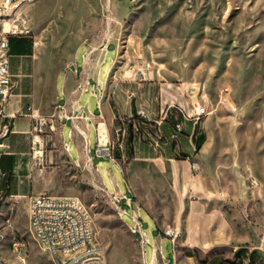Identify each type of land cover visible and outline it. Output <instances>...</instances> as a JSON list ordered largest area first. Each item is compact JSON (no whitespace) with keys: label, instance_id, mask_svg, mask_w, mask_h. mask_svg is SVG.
I'll return each mask as SVG.
<instances>
[{"label":"rangeland","instance_id":"obj_1","mask_svg":"<svg viewBox=\"0 0 264 264\" xmlns=\"http://www.w3.org/2000/svg\"><path fill=\"white\" fill-rule=\"evenodd\" d=\"M20 7L37 43L46 99L77 52L81 64L83 53H102L110 43L118 49L113 71L143 69L188 97L199 92L209 107L207 147L192 165L134 159L126 152L129 132L114 131L123 172L98 157L95 145L93 164L79 166L60 125L49 127L34 186L81 199L106 264H150L155 245L166 264H175L176 253L177 264H264V0H33ZM113 57L111 48L102 77ZM70 129L65 123V140ZM70 155L78 158L75 145ZM116 190L140 209L144 248L129 229L126 201L119 216ZM0 195V256L16 262L19 242L29 264H55L30 231L29 206ZM168 229L176 232L175 246Z\"/></svg>","mask_w":264,"mask_h":264},{"label":"crops","instance_id":"obj_2","mask_svg":"<svg viewBox=\"0 0 264 264\" xmlns=\"http://www.w3.org/2000/svg\"><path fill=\"white\" fill-rule=\"evenodd\" d=\"M36 45L30 35L14 38L11 45L10 68L17 87L6 109L8 117H0V131L6 123L11 127L0 147V183L4 177L9 178L7 199L29 206L31 198L41 194L34 183L41 179L46 134L54 124L60 125L69 158L79 166L93 164L91 147L95 145L96 151L99 139L115 145L114 131L127 132L131 126L135 136L128 152L126 145V152L132 153L134 159L192 165L201 158L208 143V118L185 121L178 110L181 105L192 103L206 105L203 95L197 96L199 92L188 97L169 81L148 79L139 72L127 71L126 65L113 71L118 49L109 43L102 53L93 56L83 53L81 64L76 63L77 52L58 73L53 83L54 93L48 100L44 95ZM111 48L114 57L102 77L101 70L109 61ZM40 121L46 122L42 133L37 130ZM65 123L71 124L67 140L63 133ZM203 135L206 140L197 151V142ZM124 144L125 140H121L117 153L120 158L125 157ZM71 145H75L78 158L71 157ZM115 193L120 194L118 190ZM154 248L159 250L157 245ZM150 264H166V261L157 254Z\"/></svg>","mask_w":264,"mask_h":264},{"label":"built area","instance_id":"obj_3","mask_svg":"<svg viewBox=\"0 0 264 264\" xmlns=\"http://www.w3.org/2000/svg\"><path fill=\"white\" fill-rule=\"evenodd\" d=\"M33 0H0V117L6 118L7 106L14 95L17 87L14 76L11 73L10 38L13 36H29L30 30L26 18L20 12V5L30 3ZM145 75V71H139ZM185 121L199 122L209 115V108L201 103L181 105L178 108ZM46 122L40 121L38 131L43 132ZM50 125V128H53ZM11 132L8 123L2 126L0 131V147L2 141ZM123 135L126 131H121ZM115 145L109 141L99 139L96 154L98 157H107L117 163L113 155ZM67 151H69L68 146ZM115 205L119 216L122 219L126 211H123L119 203L126 201V204L133 210L134 225L130 230H135L141 235L139 243L144 248L149 242L147 235L142 230L139 221L140 209L130 198L113 193ZM2 197L0 195V201ZM29 226L35 238H39L44 251L50 256L55 264H106L103 248L95 242L94 219L87 206L76 196H54L40 194L31 198L29 204ZM175 246L176 232L168 229L164 232ZM13 250L17 254V261L9 263L0 256V264H29L26 256L21 252L22 245L19 242L13 243ZM160 251L154 248V256Z\"/></svg>","mask_w":264,"mask_h":264},{"label":"trees","instance_id":"obj_4","mask_svg":"<svg viewBox=\"0 0 264 264\" xmlns=\"http://www.w3.org/2000/svg\"><path fill=\"white\" fill-rule=\"evenodd\" d=\"M24 37H25L24 35H21V36H13V37H11V38H10V45H12L14 38H24ZM12 51H13V48L11 47V52H12ZM128 132H129V133H128V139H127V143H126L127 148H128L131 144H133L134 136H135V134H134V130H133V127H132V126L129 128ZM205 140H206V136L203 135V136L201 137L200 141L197 142V145H196V147H197V151H199V150L202 148V144L205 142ZM128 150H129V148L127 149V152H128ZM128 155H130V157L134 158L132 153H130V154H128ZM8 187H9V178H5V177H4V178L2 179V181H1V183H0V191H1L2 193L5 194V191L8 190ZM254 254H256V252H253V253H252V255H254Z\"/></svg>","mask_w":264,"mask_h":264},{"label":"bare ground","instance_id":"obj_5","mask_svg":"<svg viewBox=\"0 0 264 264\" xmlns=\"http://www.w3.org/2000/svg\"><path fill=\"white\" fill-rule=\"evenodd\" d=\"M111 145H114L113 143H111ZM132 234H137V232L135 230H130ZM39 241V238H36ZM147 264V263H146Z\"/></svg>","mask_w":264,"mask_h":264}]
</instances>
